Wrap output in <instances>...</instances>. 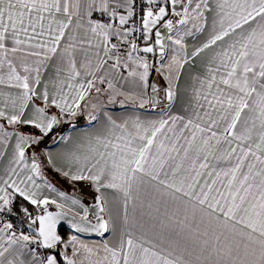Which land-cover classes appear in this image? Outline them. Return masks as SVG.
<instances>
[{"label":"snow or ice","instance_id":"snow-or-ice-1","mask_svg":"<svg viewBox=\"0 0 264 264\" xmlns=\"http://www.w3.org/2000/svg\"><path fill=\"white\" fill-rule=\"evenodd\" d=\"M178 3L0 0V264H264V0ZM206 11L219 19L191 58L211 55L182 114L103 110L104 97L156 108L155 85L143 99L153 69H167L165 107L177 99L185 26L206 25ZM157 51L159 67L147 55ZM85 113L95 131L35 150ZM46 169L90 186L93 203ZM85 233L114 239L88 244Z\"/></svg>","mask_w":264,"mask_h":264},{"label":"crops","instance_id":"crops-1","mask_svg":"<svg viewBox=\"0 0 264 264\" xmlns=\"http://www.w3.org/2000/svg\"><path fill=\"white\" fill-rule=\"evenodd\" d=\"M212 6L215 7V0H212ZM205 16L207 17V24L205 25L203 21H193L195 23L194 26H191V28H187L191 31V35L184 36V43L186 45V53L189 57V62L185 64L184 69L181 74V78L179 81V87L177 89L178 91V97L175 99L171 104H168L167 107L165 105L157 106L156 108H152L150 103H147L144 105V107H140V101L136 100L135 103L128 101L124 105L119 104L118 102L115 104H108L107 98H102L101 102L106 105V107L103 109L104 111L110 112L114 118H127V117H139L141 120H159L161 118H167L169 114H177L183 112V108L186 106V101L188 98L186 89L190 88L192 84V76H194L197 73H202L204 70V64L208 56L211 55V52L209 50H206L204 53H202L199 57L191 58V53L194 51L196 47H199L203 42H205L211 31H212V25H213V19L215 18L218 21V17H216L215 11L213 12H205ZM193 25V24H192ZM218 26V25H217ZM180 27V26H178ZM190 27V26H185ZM203 27L202 31H197V28ZM247 27V26H246ZM183 30V29H182ZM181 30V31H182ZM183 34V33H181ZM230 40L228 38L225 39L224 44L226 45ZM221 45L218 43L217 46H215L217 49H219ZM168 55L163 60L164 65H167L170 61L171 56L174 54L171 50V47L169 46L166 49ZM170 54V57H169ZM157 55V54H155ZM183 55V54H182ZM148 57L149 62L155 64L156 67L160 66L161 58L157 57L154 58ZM159 61V63H157ZM127 73L125 72V75ZM157 75L159 78V82L164 84V86H167V80H165V75H167V69L165 68L162 70V72L158 73L154 69L150 72L148 83L150 85L151 79L154 75ZM121 84L124 85L125 90H134L133 86L131 84H125V82L121 81ZM150 97L149 87L144 92L143 99L147 100ZM123 99V97L118 98ZM167 104V103H166ZM163 109V110H162ZM99 125L96 123L89 124L87 119V113H85L82 117L78 118L75 121V127L71 124H65L60 126L58 132L54 134L53 136H71L73 138L78 137L84 133H90L96 130V128ZM64 146L63 141L57 140L55 143L48 142L46 145H42L40 148L38 147L35 149L36 151H49L56 153L60 151ZM51 174L55 175V178L49 177V171L48 169L45 170V174L48 178V180L60 191L67 192L68 194L72 195L74 191L77 190V194L84 196L86 201L93 200V190L90 186L85 184L84 182H78L73 188L70 181L66 180L63 176L56 173L55 171H50ZM54 206H52L53 208ZM55 208V207H54ZM120 212L122 214V208L120 209ZM22 229L26 230V224L25 226L20 227ZM85 241V243L88 244H99L103 242V240H113L114 236L112 234H105L104 237H98V238H85L81 237Z\"/></svg>","mask_w":264,"mask_h":264},{"label":"water","instance_id":"water-1","mask_svg":"<svg viewBox=\"0 0 264 264\" xmlns=\"http://www.w3.org/2000/svg\"><path fill=\"white\" fill-rule=\"evenodd\" d=\"M186 3V0H180V3H178L176 5V8L178 11L181 10V4ZM169 18H172L171 16H169ZM161 32L162 34L165 35V37H167L168 35V30L165 28L161 27ZM157 55H159L158 51L156 53ZM148 56H152L153 54H147ZM151 85H155L156 88L158 89V93H157V98L160 100V104H158V106L160 105H165L167 103V101L164 100V93H163V89L165 88L164 84H162L161 82H159V78L158 76L155 74L150 82V87H149V92H150V96L152 95V87ZM75 193H72V195ZM77 195V194H75ZM82 198V202L85 203L86 205H91L93 203V200L91 201H86L84 196L78 195ZM52 211H55V208H51ZM58 230L63 234L69 231V226L66 222H61L60 225L57 226ZM81 237H85V238H98L100 237L99 234L96 233H85V234H80Z\"/></svg>","mask_w":264,"mask_h":264},{"label":"trees","instance_id":"trees-1","mask_svg":"<svg viewBox=\"0 0 264 264\" xmlns=\"http://www.w3.org/2000/svg\"><path fill=\"white\" fill-rule=\"evenodd\" d=\"M148 57H149V56H148ZM59 128H60V127H59ZM59 128L55 129L54 132H53L49 137L45 138L47 142H44V141H45V140H44V141L39 145V148H40L42 145H46V143H48V142H52V141H53V140H52V136L58 132ZM26 130H27V129H26ZM48 171H49V177H50V178H52V177L55 178V175L50 173V171H52V170H48ZM53 208H54V207H53ZM22 226H25V225H18V227H22Z\"/></svg>","mask_w":264,"mask_h":264},{"label":"rangeland","instance_id":"rangeland-1","mask_svg":"<svg viewBox=\"0 0 264 264\" xmlns=\"http://www.w3.org/2000/svg\"><path fill=\"white\" fill-rule=\"evenodd\" d=\"M193 24V25H192ZM195 25V23L194 22H192V20H190L189 22H188V24L186 25V26H190V27H186V28H191V26H194ZM181 33H183V30L181 31ZM166 43H167V41H166ZM172 50V49H171ZM153 56V55H152ZM152 56H150V57H152ZM155 57L154 58H159L160 56L159 55H154ZM169 57H170V54H169ZM157 63H159V61H157ZM44 142H47L46 141V139H45V141ZM50 143H52V142H50ZM47 144V143H46ZM74 193L75 194H77V190L76 191H74ZM77 195H79V194H77Z\"/></svg>","mask_w":264,"mask_h":264},{"label":"built area","instance_id":"built-area-1","mask_svg":"<svg viewBox=\"0 0 264 264\" xmlns=\"http://www.w3.org/2000/svg\"><path fill=\"white\" fill-rule=\"evenodd\" d=\"M141 55H144L143 53H141Z\"/></svg>","mask_w":264,"mask_h":264}]
</instances>
